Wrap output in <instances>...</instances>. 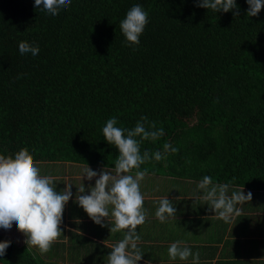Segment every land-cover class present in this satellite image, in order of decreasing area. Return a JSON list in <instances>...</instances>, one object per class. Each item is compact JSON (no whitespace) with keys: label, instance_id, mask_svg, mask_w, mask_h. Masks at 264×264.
Instances as JSON below:
<instances>
[{"label":"trees","instance_id":"16d2710c","mask_svg":"<svg viewBox=\"0 0 264 264\" xmlns=\"http://www.w3.org/2000/svg\"><path fill=\"white\" fill-rule=\"evenodd\" d=\"M137 4L149 22L128 46L119 25ZM236 5L215 13L196 0H72L52 16L34 0H0V155L26 148L34 162L115 169L107 120L132 129L146 116L164 135L143 141L141 154L164 158L139 171L264 189V8L248 17L246 0ZM20 41L39 54L21 55ZM5 240L4 264H47Z\"/></svg>","mask_w":264,"mask_h":264},{"label":"clouds","instance_id":"9594fccd","mask_svg":"<svg viewBox=\"0 0 264 264\" xmlns=\"http://www.w3.org/2000/svg\"><path fill=\"white\" fill-rule=\"evenodd\" d=\"M71 2L72 0H34V7L56 16L61 10L67 9ZM246 2L249 5L248 17L257 16L264 8V0ZM196 3L198 7L215 13L237 9L236 0H196ZM233 15L239 16V11H234ZM148 22V13L141 5H134L127 11L119 26L128 46L139 45L140 36ZM18 50L21 55L30 53L32 56L38 55L40 51L38 45L29 44L27 41H20ZM145 124L148 125L147 128ZM116 125L117 119L112 117L102 129L107 143L118 149L115 174L104 169L97 173L89 166L85 168L82 178L86 177L89 181L94 177L98 178L94 186H89L90 194H83L84 186L78 188L75 202L96 224L107 226V219L110 233L124 232L123 239L112 246L108 254V264H138L143 254L138 248L140 236L137 234V227L146 220L140 182L147 172V169H138L150 160L160 161L164 158L160 151L150 153L145 150L141 154L140 146L146 140H159L164 135V129H157L155 122H149L146 116H142L132 129H123ZM163 148L165 153L177 151L168 143ZM133 169H137L135 175L130 174ZM71 186L66 184L62 191L57 192L53 178L40 175L33 156L26 148L20 149L14 157L0 155V228L10 230L15 224L25 237L27 248H36L41 254L47 253L61 235L64 208L73 195ZM197 187L203 192V201L215 212L214 216L225 223H231L235 216L240 215L237 205L252 199V193L249 191L245 195L243 190L234 191L229 196L228 184H213L212 177L207 175ZM175 214L176 208L169 199L163 198L159 201L155 216L161 223ZM10 243L8 240L0 241V257L4 256ZM180 243L177 241L169 246V257L172 260H187L192 256L193 264H199V253L193 255L188 247H181Z\"/></svg>","mask_w":264,"mask_h":264},{"label":"crops","instance_id":"0c3cea01","mask_svg":"<svg viewBox=\"0 0 264 264\" xmlns=\"http://www.w3.org/2000/svg\"><path fill=\"white\" fill-rule=\"evenodd\" d=\"M42 163L45 162H35L40 175L52 177L57 192L66 184L72 185L73 195L64 208L61 235L50 250L41 254L36 248L28 249L47 264H108V254L112 246L123 239L124 232L110 233L107 219V226L96 224L75 202L78 188L84 186L83 194H90L89 186H94L98 176L89 181L86 177L76 180L69 175L84 173L88 166L97 173L104 169L113 175L115 169L76 162L55 161L50 166ZM130 174L135 175V172ZM200 181L146 173L140 182L146 220L137 227L138 248L143 254L138 264H193L192 256L187 260L169 257L168 248L177 241L181 242V247H188L193 255L199 253V264H264V189L228 184L229 196L243 190L245 195L250 191L252 199L237 205L240 215L231 223H225L214 216L215 212L201 198L203 192L197 187ZM213 184L226 183L213 181ZM163 198L169 199L176 214L161 223L155 212ZM11 229L18 230L15 224ZM19 233L20 244L0 232L16 244L28 247L24 235Z\"/></svg>","mask_w":264,"mask_h":264},{"label":"rangeland","instance_id":"374dc122","mask_svg":"<svg viewBox=\"0 0 264 264\" xmlns=\"http://www.w3.org/2000/svg\"><path fill=\"white\" fill-rule=\"evenodd\" d=\"M53 162H45V163H42V164H45L46 166H50L51 164H52ZM83 174L84 173H81V174H78L77 176H75V175H69V177H74L76 180H78V179H83L82 177H83ZM0 232L2 233V232H4L5 234H7V235H10L11 236V238H14V240L18 243V244H20L21 242H22V239H21V234L18 232V230L16 231V230H5V229H3V228H0Z\"/></svg>","mask_w":264,"mask_h":264},{"label":"water","instance_id":"95a60500","mask_svg":"<svg viewBox=\"0 0 264 264\" xmlns=\"http://www.w3.org/2000/svg\"><path fill=\"white\" fill-rule=\"evenodd\" d=\"M0 264H4V263L0 261Z\"/></svg>","mask_w":264,"mask_h":264}]
</instances>
